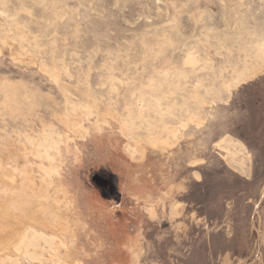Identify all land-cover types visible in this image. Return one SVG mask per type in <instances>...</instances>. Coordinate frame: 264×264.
Here are the masks:
<instances>
[{"label":"rangeland","instance_id":"obj_1","mask_svg":"<svg viewBox=\"0 0 264 264\" xmlns=\"http://www.w3.org/2000/svg\"><path fill=\"white\" fill-rule=\"evenodd\" d=\"M164 76L174 94L158 98ZM72 101L179 139L133 157L116 119L67 131ZM51 124L70 136L57 163L73 264H132L134 247L136 264H264V0H0V159L16 177L11 190L0 178V203L22 222L29 208L42 223L60 215L26 141Z\"/></svg>","mask_w":264,"mask_h":264},{"label":"bare ground","instance_id":"obj_2","mask_svg":"<svg viewBox=\"0 0 264 264\" xmlns=\"http://www.w3.org/2000/svg\"><path fill=\"white\" fill-rule=\"evenodd\" d=\"M16 36H19L23 40V34L17 33ZM238 82L239 81L230 83V88L232 89L236 87ZM169 85H170V80L167 78V76H164L163 79L160 80L155 87L156 97L158 98L164 97L162 88L165 89V86H168L170 95L174 94V91L172 90V88L174 87H171L173 85H170V86ZM168 90L165 91L167 92L166 94L167 96H168ZM177 90H178V87H177ZM175 94H177V92H175ZM12 96L14 97L15 95H12ZM67 103L69 105L70 104L72 105L71 109H68L67 106L66 108L64 107L65 110H63V114L59 118V120L66 126L67 131L68 129L71 130V128L75 129V131H77V133H79L81 137H84L90 134V132L93 129L97 127L101 128L102 124L109 123V120L111 118L116 119L118 120L120 124L122 135L127 139V146L133 157H136L137 154L139 153H143V152L148 153L149 150L155 151V152L156 151H162V152L167 151L168 152L169 147H171L179 139V136H177V133L170 131V128L167 126H164V129L168 132L167 136H163L161 134H158V135L150 134L147 136L146 135L141 136L138 132L139 125L136 122L135 115L131 114L132 112L131 110H130L131 112L129 115H126L128 113L127 112L124 116H120L110 108H105L104 110H100L98 109V107H96L97 108L96 112H94L93 110L94 107H92V105L90 104H89L90 106L86 104L76 105L75 103L73 104V101L72 103L70 102H67ZM126 109H123V111ZM93 114L96 117L95 122H92L90 120V117ZM69 138L70 136L69 135L67 136V133L60 130L57 126H55V124L54 125L51 124L49 127L43 126L42 131L38 133L37 135L27 136L26 141L33 148L32 150H34L36 157L39 158L41 163H43L44 161L48 163V167L45 168V171L48 172L47 175L49 179L44 182L45 184L44 186H40L39 192L43 195V198L46 200L49 199V197L56 195L58 196L56 198L62 199L63 202L62 203L57 202L55 198L49 201L50 202L49 204L53 203L59 207L60 215L58 219H56L55 221H51L47 219V223H42L43 220L41 216L39 215L37 208H29L24 213V215H26L27 217V222L23 220L25 222L24 223L22 222L20 218L21 216L16 214L14 211H12V204L8 202L9 205L1 206V204L3 203H0V206H1L0 207V264H73L74 258H75V251L73 249V246L68 242V237L69 236L73 237L74 232H75L74 229L78 225V223L75 220H72L68 217L67 212L73 208V202H72L73 200H72L69 185L65 184L64 181L62 180V172H61L62 165L57 163L59 162L58 161L59 156L61 157V153L63 151L62 148L65 145H67ZM72 149L73 148H71L70 151H72ZM43 167H46V166H43ZM196 177L198 178L201 177L199 172H196ZM0 178L3 179L2 182L3 181L5 182L6 187L10 186L13 188V186L16 185V177L14 176V174H12V172L9 170L7 165L5 166V164L2 162L1 159H0ZM41 180H45V178ZM2 182L0 185L3 188L5 185H2L3 184ZM28 184H30L31 186H35L34 182L31 180L28 182ZM5 189L7 190V188ZM3 190H0L1 191L0 194H3L2 192L5 193L6 190L4 191ZM163 196L165 198L168 197L167 191L164 193ZM0 198L4 199V202H5V197L1 196ZM161 201L163 202L162 198H161ZM177 201L174 202V205L176 207H177ZM143 209L144 211L147 212V214H149V216L152 219L158 215V207L153 201L145 203L143 205ZM40 223L50 228L51 232H45L41 230L39 228ZM140 253H141L140 248H135V247L133 248V254L136 259L139 258Z\"/></svg>","mask_w":264,"mask_h":264},{"label":"crops","instance_id":"obj_3","mask_svg":"<svg viewBox=\"0 0 264 264\" xmlns=\"http://www.w3.org/2000/svg\"><path fill=\"white\" fill-rule=\"evenodd\" d=\"M126 247H127V249L131 252V254H132V247H131V244H126L125 245ZM132 264H136V259L133 257V259H132ZM114 264H122V263H119L118 261H115V263Z\"/></svg>","mask_w":264,"mask_h":264}]
</instances>
